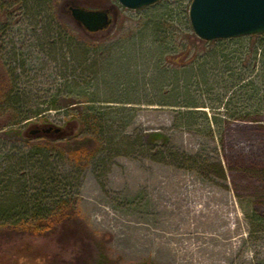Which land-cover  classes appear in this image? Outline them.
<instances>
[{
  "label": "rangeland",
  "instance_id": "rangeland-1",
  "mask_svg": "<svg viewBox=\"0 0 264 264\" xmlns=\"http://www.w3.org/2000/svg\"><path fill=\"white\" fill-rule=\"evenodd\" d=\"M65 2L104 10L111 21L87 32ZM179 2L129 9L117 0H0V127L64 126L65 110L47 108L51 95L69 85L72 96L93 94L94 104L109 111L100 141L86 146L93 154L59 162L62 175L53 188L74 205L77 217L70 224L77 233L0 238V264H264V112L225 120L219 137L177 126L179 106L160 104L173 97L164 99L158 71L179 70L176 53L170 47L163 55L152 51L150 44L159 43L150 42L155 33L143 24L167 15L177 39L191 44L188 2ZM247 38L239 44H264V36ZM119 41L136 42L135 50L126 47L136 60L116 62ZM108 54L114 63L105 67ZM35 109L41 113L9 124ZM223 110L206 108L209 116ZM147 132L169 140L149 143ZM25 145L0 132V199L26 184L35 188L30 192L41 189L36 172L28 182L3 175L9 174L7 160ZM45 200L46 209L56 205Z\"/></svg>",
  "mask_w": 264,
  "mask_h": 264
},
{
  "label": "trees",
  "instance_id": "trees-1",
  "mask_svg": "<svg viewBox=\"0 0 264 264\" xmlns=\"http://www.w3.org/2000/svg\"><path fill=\"white\" fill-rule=\"evenodd\" d=\"M160 1L162 0L151 5ZM187 2L189 5L190 0ZM169 20L167 15H158L157 18L147 19L150 26L146 22L143 26H147L145 28L150 30V34L155 33V37L150 42L159 43L150 44L154 48L152 51L163 55L166 51L165 47H170L176 53L173 62L180 71H173L172 75L167 70L158 71V73L162 77L161 86L167 88L163 94L164 99L173 97L172 102L165 100L160 104L179 106L175 109L177 126L212 134L217 131L220 137L219 127L225 123V120H250L252 114L264 112V44L262 41L257 44H239L243 38H262L264 34L210 41L202 40L194 35L191 44L189 42L186 44L187 42L181 37L177 39V33L174 35V28L169 24ZM160 34L162 38H159ZM223 41H234L237 44H216ZM135 43L121 44L120 41L114 43L115 48L119 50L116 62L120 59L129 62L130 59L136 60L134 54L130 55L126 49L132 46L130 50H135L136 47L133 48ZM137 45L143 44L138 42ZM109 48L113 49L112 46ZM141 50L143 48L136 49L134 53L139 56ZM111 63H114V55L108 54L104 65L109 67ZM73 92L74 88L69 85L64 90L51 95V102L47 109H63L68 116L65 125L61 126L57 133L51 131L32 135L29 130L21 131L12 126L5 130L6 126L0 127L1 133L19 136L27 146L18 148V155L13 154L12 159L7 160L9 174H3L7 177L6 181L13 180L14 174H18L25 180L24 182L38 175L42 185L41 189H36V192H30L35 188H29L27 184L13 193L6 190L9 196L6 199H0V238L5 241L21 240L27 237L37 240L54 233L60 234L64 230L71 235L78 231L74 225L70 224L71 220L77 217L74 205L69 200L61 198L53 188L57 178L62 175L59 162L68 159L77 163L93 154L86 146L100 141L103 132L102 121L109 116V111L106 107L94 104L97 99L93 94L91 96L81 94L83 95L81 96L77 93L72 96ZM180 93L183 94V98L178 99ZM109 101L121 102L120 100ZM123 102L131 103L125 100ZM206 108L213 111L224 108V112L209 116ZM112 109L119 113L125 110L122 107ZM40 113L39 109L22 112L18 120L9 124L14 125ZM144 136L146 141L154 144L160 141L164 145L169 140L165 134L159 132H147ZM33 172H36V176L30 177L29 174ZM48 185L52 187L49 188ZM49 190H51L49 196L45 195L49 193ZM47 197L55 200L54 208L46 209V205H43Z\"/></svg>",
  "mask_w": 264,
  "mask_h": 264
},
{
  "label": "water",
  "instance_id": "water-1",
  "mask_svg": "<svg viewBox=\"0 0 264 264\" xmlns=\"http://www.w3.org/2000/svg\"><path fill=\"white\" fill-rule=\"evenodd\" d=\"M159 0H117L129 9H139ZM73 18L89 31H97L110 21L104 10L72 7ZM188 20L193 33L202 40L226 39L264 33V0H190ZM57 133L59 126L43 125L31 134Z\"/></svg>",
  "mask_w": 264,
  "mask_h": 264
},
{
  "label": "flooded vegetation",
  "instance_id": "flooded-vegetation-1",
  "mask_svg": "<svg viewBox=\"0 0 264 264\" xmlns=\"http://www.w3.org/2000/svg\"><path fill=\"white\" fill-rule=\"evenodd\" d=\"M72 3V2H71ZM65 4H68V2H65ZM72 7H80V8H83V9H86V10H99L98 8L97 9H95V8H86V7H84V6H79V5H77V4H74V3H72V4H68V7H67V9H68V11H69V14H70V16L72 17V19L76 22V23H78L80 26H81V28L83 29V30H85V31H87V32H95V31H89V30H87L84 26H83V24L81 23V22H79V21H77V20H75L74 18H73V16H72V14H71V8ZM98 31V30H97Z\"/></svg>",
  "mask_w": 264,
  "mask_h": 264
}]
</instances>
